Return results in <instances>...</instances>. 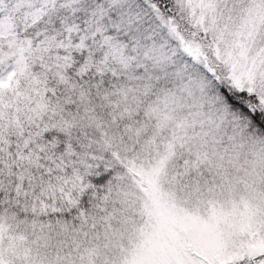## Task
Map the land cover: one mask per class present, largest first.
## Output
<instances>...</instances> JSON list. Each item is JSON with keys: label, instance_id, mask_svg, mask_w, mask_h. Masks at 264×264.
<instances>
[{"label": "snow or ice", "instance_id": "1", "mask_svg": "<svg viewBox=\"0 0 264 264\" xmlns=\"http://www.w3.org/2000/svg\"><path fill=\"white\" fill-rule=\"evenodd\" d=\"M0 264H264V0H0Z\"/></svg>", "mask_w": 264, "mask_h": 264}]
</instances>
